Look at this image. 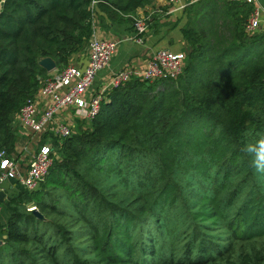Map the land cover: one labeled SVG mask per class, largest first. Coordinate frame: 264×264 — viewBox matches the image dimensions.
<instances>
[{"label": "trees", "instance_id": "obj_1", "mask_svg": "<svg viewBox=\"0 0 264 264\" xmlns=\"http://www.w3.org/2000/svg\"><path fill=\"white\" fill-rule=\"evenodd\" d=\"M92 1L3 0L0 151H15L18 138L13 120L49 77L38 64L41 59H52L60 72L73 55L87 47L96 9L112 22H132L130 14L152 0H96L95 7ZM252 11V5L243 0H196L189 4L181 30L187 44L182 74L174 80L132 79L106 91L100 112L89 125L80 122L75 135L60 140L63 161L53 163L39 188L33 192L20 189L6 201L8 216L5 223L0 221V238L24 244L28 224L37 222L26 207L45 209L40 200L43 188L64 187L81 201L76 200L78 203L88 205L86 208L95 203L98 213L109 214L107 228L94 245L97 260L129 263L135 254L130 229L138 219L123 214L120 207L98 193L92 177L93 173L109 177L120 173V163L147 154L155 157V191L164 206L173 207L182 200L184 186L192 187L189 181L182 185L177 173L184 179L196 175L211 184L213 196L198 197L193 218L208 223L204 227L222 220L223 207L231 208L239 195L237 182L254 173L242 148L264 137V35L245 31ZM90 155L83 171L75 168ZM113 157L120 162L117 166ZM213 171L221 176L220 183L213 181ZM149 173L145 170L142 175ZM225 192L223 204L221 194ZM260 193L252 191L227 223L236 240L264 237V193ZM86 194L91 196L84 202ZM46 254L55 257L51 251ZM71 264L85 263L74 259ZM242 264L260 263L245 259Z\"/></svg>", "mask_w": 264, "mask_h": 264}, {"label": "rangeland", "instance_id": "obj_2", "mask_svg": "<svg viewBox=\"0 0 264 264\" xmlns=\"http://www.w3.org/2000/svg\"><path fill=\"white\" fill-rule=\"evenodd\" d=\"M185 52L187 55V49ZM13 125L19 140L22 128L15 119ZM85 128L81 127L83 130ZM73 131L71 136L79 128ZM60 140L52 137L50 142L54 165L63 161ZM22 142L16 141L14 147L18 150L23 146ZM4 151L15 158L14 150L11 153ZM88 157L81 162V166L76 164L75 168L83 171L91 155ZM133 159V162L123 164L113 157L115 166L120 163V173L110 174V177L105 173H93L92 177L98 193L120 207L123 214L128 213L137 218V222H141L139 225L135 220L130 229L135 254L129 263L121 264H242L245 259L264 264V237L248 241L236 240L227 227L235 210L250 197L252 191L264 193V173L254 170L252 177L239 180L237 188L240 192L234 204L231 208L223 207L224 216L216 225L204 227L208 223L195 220L192 212L199 196H213L209 182L196 175H189V179L179 178L177 173L175 177L182 185L189 181L192 187L184 186L182 200L173 207H166L155 191V157L147 154V157L138 156ZM71 166L74 167V164L71 163ZM145 170L150 171L148 176L142 175ZM211 174L213 181L221 182L217 171ZM231 187L234 188V181ZM42 191L40 200L45 209L34 206L33 210L37 214L30 212L37 222L28 224L25 232L27 241L14 244L6 243L5 236L0 238V264H16L21 261L52 264L51 260L57 264H71L74 259L85 264H105L95 257L94 245L96 238L107 228L109 214L98 213L95 203L86 208L88 205L78 203L81 201L71 197V193L64 187L47 185ZM227 194H221L223 204ZM90 196L86 194L84 202ZM0 219L5 223L6 213ZM142 249L144 252H141ZM47 251H51L55 257L48 258Z\"/></svg>", "mask_w": 264, "mask_h": 264}, {"label": "built area", "instance_id": "obj_3", "mask_svg": "<svg viewBox=\"0 0 264 264\" xmlns=\"http://www.w3.org/2000/svg\"><path fill=\"white\" fill-rule=\"evenodd\" d=\"M196 0H190L186 4H180L181 0H167L173 8L179 5V9H185ZM253 3L254 0H243ZM3 0H0V6ZM97 1L93 0L92 7ZM150 17L132 18L133 36L122 41L142 43V36L148 28ZM245 31L248 34L264 35V8L255 7L249 15ZM119 41L98 38L92 35L88 40L87 63L83 67L68 65L60 72L49 76L41 85L38 92L28 99L20 112L15 116L22 128L21 134L29 137L49 133L52 137L67 138L74 133V129L67 125L62 117L69 108L84 109L81 115L86 123H90L100 112L101 103L104 101V93L119 87L132 79L154 82L159 80H174L178 78L185 67L186 54L171 50H158L147 61L143 70H135L130 66L112 72L108 85L103 91L95 94L87 102L84 100L85 92L90 88L96 74L105 69L115 52ZM41 102L46 103L42 108ZM79 116V115H78ZM50 142L40 143L27 165L22 166L19 158H14L0 151V191L4 192V183L14 181L21 189L33 192L39 188L53 165L51 157L52 146ZM34 206L28 207V211ZM1 211V205H0Z\"/></svg>", "mask_w": 264, "mask_h": 264}, {"label": "crops", "instance_id": "obj_4", "mask_svg": "<svg viewBox=\"0 0 264 264\" xmlns=\"http://www.w3.org/2000/svg\"><path fill=\"white\" fill-rule=\"evenodd\" d=\"M190 0H181L180 4H186ZM252 7L264 8V0H254L251 3ZM150 17L148 20V28L145 34L142 36V43L122 41L128 37H132L133 28L132 22H112L106 18V16L100 13L97 9L93 18V34L98 38L110 39L119 41L112 55L108 66L99 71L94 80L91 83L90 88L84 94V100L87 102L95 94L103 91L108 85L109 78L112 72L119 71L126 66H130L135 70H143L147 61L158 50H171L174 52H184L187 49V44L182 36V28L187 21V15L185 9H179L177 7H171L167 0H152L149 5L139 8L130 14V18L134 17ZM87 63V51L86 48L83 52L73 55L69 60V65L76 67H83ZM56 65L55 69L51 72H47L49 76L57 73ZM42 108L46 103L41 102ZM84 109L77 110L76 108H69L64 112L62 117L63 121L70 125L72 129L79 128V123L83 122L81 118ZM79 115V116H78ZM50 134L29 137L26 134H19L23 141L22 147L17 150L15 148V157L19 158L21 165H27L40 143H49ZM4 200L1 205L0 216L6 213L5 203L11 196L18 192L21 188L14 181H7L4 183ZM4 222V220H1Z\"/></svg>", "mask_w": 264, "mask_h": 264}, {"label": "clouds", "instance_id": "obj_5", "mask_svg": "<svg viewBox=\"0 0 264 264\" xmlns=\"http://www.w3.org/2000/svg\"><path fill=\"white\" fill-rule=\"evenodd\" d=\"M251 160V166L255 171L264 173V137L258 139L255 143L248 144L242 148Z\"/></svg>", "mask_w": 264, "mask_h": 264}, {"label": "water", "instance_id": "obj_6", "mask_svg": "<svg viewBox=\"0 0 264 264\" xmlns=\"http://www.w3.org/2000/svg\"><path fill=\"white\" fill-rule=\"evenodd\" d=\"M40 67H42L46 72H51L55 69V63L52 59L50 58H43L39 61L38 63ZM5 194L3 191H0V203H3ZM35 212V210H32ZM36 213V212H35ZM37 214V213H36Z\"/></svg>", "mask_w": 264, "mask_h": 264}]
</instances>
